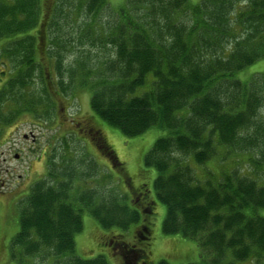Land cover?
Instances as JSON below:
<instances>
[{
	"label": "trees",
	"instance_id": "obj_1",
	"mask_svg": "<svg viewBox=\"0 0 264 264\" xmlns=\"http://www.w3.org/2000/svg\"><path fill=\"white\" fill-rule=\"evenodd\" d=\"M109 5L0 0V65L7 76L0 125L25 114L52 120L60 96L90 91L92 112L126 136L161 131L144 164L156 170L154 191L167 208L163 233L197 242L199 261L189 264H264V73L239 77L264 58V0H126L102 17ZM73 48L78 54L69 63ZM66 139L21 202L10 246L20 264L47 256L59 264H108L102 254H76L85 211L108 230L142 223L139 241L150 239L144 219L154 214V201L139 210L108 185L92 186L100 165L87 154L69 155ZM113 244L122 247L125 264L131 251L145 257L135 244L119 238Z\"/></svg>",
	"mask_w": 264,
	"mask_h": 264
},
{
	"label": "rangeland",
	"instance_id": "obj_2",
	"mask_svg": "<svg viewBox=\"0 0 264 264\" xmlns=\"http://www.w3.org/2000/svg\"><path fill=\"white\" fill-rule=\"evenodd\" d=\"M110 5L102 11V17H109L117 11L126 0H107ZM199 0H191L196 4ZM49 5L45 2V9ZM48 12H43L46 16ZM82 21V20H80ZM45 34V33H44ZM89 47L87 46L86 49ZM67 52L66 59L74 62L78 49ZM95 54V51H93ZM101 53V52H99ZM4 68L0 65V87L6 79L1 74ZM256 73H264V58L258 60L239 73L242 80H247ZM91 93L84 88H78L75 96L59 97L57 111L52 120H38L30 114H25L8 125H0V264H20L11 257V242L20 230L19 218L21 202L27 199L35 182L48 173L50 157L53 148H61V140L67 137L65 147L68 153L77 158L85 154L93 158L99 165V174L89 181L92 186L108 185L111 190L127 199L130 206L136 202H153L154 214L144 219V224L152 230L148 241H139L145 234L144 227L138 223L128 230L118 228L104 229L92 215L83 213L84 228L76 235V254L84 259L104 255L108 264H125L122 250L114 246L119 239L128 244H135L146 252L144 258L136 259L137 252L127 254L131 264H159L166 260L170 264H189L199 261L197 242L181 235H166L162 226L167 208L161 203L154 191V180L157 172L144 164V156L160 136L158 128H152L138 136H126L119 128L114 127L96 116L90 105ZM54 116V114H53ZM93 132H88L89 128ZM98 132L99 134H94ZM92 134V135H91ZM95 139L108 145L117 156L120 164L107 157L95 143ZM96 140V141H97ZM58 162L61 150L57 149ZM211 166V165H210ZM212 167V166H211ZM199 174L204 170L199 168ZM107 177L106 182H101ZM83 185V182H81ZM145 184V185H143ZM145 187L147 192L145 191ZM144 189V198L136 201L137 194ZM143 210L140 204L136 206ZM264 216V209L260 211ZM140 223V222H139ZM109 235V236H108ZM115 235L111 243L110 237ZM122 235V238H120ZM142 242V243H140ZM28 264H59L54 257L28 258ZM250 264V263H239Z\"/></svg>",
	"mask_w": 264,
	"mask_h": 264
},
{
	"label": "flooded vegetation",
	"instance_id": "obj_3",
	"mask_svg": "<svg viewBox=\"0 0 264 264\" xmlns=\"http://www.w3.org/2000/svg\"><path fill=\"white\" fill-rule=\"evenodd\" d=\"M88 131H90V132H93V128H89V130ZM94 134H99L98 132H96V133H94ZM144 189L143 190H140L139 191V193L137 194V198H136V201H139V200H141L142 198H144ZM136 203H138V204H140L141 206H143V208H145V207H148L151 203L150 202H144L143 203V201L140 203V202H136ZM149 213H150V210L148 211ZM152 212H153V210H152ZM119 247V246H118ZM122 251V253L124 254V251H123V249H122V247L120 248ZM129 256L127 255L126 256V258H128ZM136 259H138V257L136 256ZM129 264H131V263H129Z\"/></svg>",
	"mask_w": 264,
	"mask_h": 264
}]
</instances>
